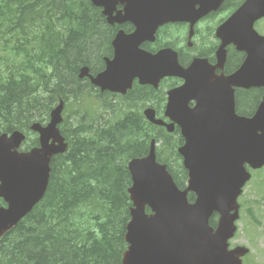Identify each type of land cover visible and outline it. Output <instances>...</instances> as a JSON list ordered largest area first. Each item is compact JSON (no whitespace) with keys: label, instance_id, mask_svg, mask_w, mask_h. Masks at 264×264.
<instances>
[{"label":"trees","instance_id":"16d2710c","mask_svg":"<svg viewBox=\"0 0 264 264\" xmlns=\"http://www.w3.org/2000/svg\"><path fill=\"white\" fill-rule=\"evenodd\" d=\"M89 13L85 0H0V133L46 123L62 100L59 127L69 145L52 159L44 199L0 239V264H118L130 205L127 162L143 157L153 138L176 155L169 136L137 108L149 96L115 109L116 96L98 95L78 79L82 65L94 71L99 64L111 31ZM93 99L110 119H89ZM36 145L34 139L26 148ZM160 154L159 162L169 165ZM176 167L168 170L183 186Z\"/></svg>","mask_w":264,"mask_h":264},{"label":"water","instance_id":"95a60500","mask_svg":"<svg viewBox=\"0 0 264 264\" xmlns=\"http://www.w3.org/2000/svg\"><path fill=\"white\" fill-rule=\"evenodd\" d=\"M255 4L247 3L237 14V21L228 32L234 35L227 41L253 56L235 75L221 81L224 86L216 91L219 95L216 98H209L208 91L201 88V84L211 77L207 64L197 63L182 70L167 53L152 56L134 50L133 45H126L121 40L116 44L115 58L107 63L106 70L96 78L90 77L92 84L101 91L121 94L131 89L134 79L154 88L164 77L179 76L185 80L182 87L168 93L165 115L180 126L187 140L179 153L189 171V184L183 192L177 189L166 166L156 163L154 141L146 158L129 163L132 186L128 193L133 208L125 236L130 244L125 264L137 262L138 258H134L140 250V237H151V248L162 244V247L154 248L160 260L173 255L168 238L174 234L172 230L176 229V221L184 223L186 247L189 246L192 252L198 251L199 239L209 233L207 220L212 211L221 214L223 236L229 238L233 235L237 214L230 213L237 210L236 198L249 179L243 164L248 163L253 168L264 164V135L257 134L260 130L264 132V113L261 115L258 111L254 120L238 118L234 114L232 92L227 89L231 85L249 87L262 84L259 77L264 72V39L257 38L251 31L254 14L261 10L254 8ZM261 4L264 5V0ZM161 9L157 10L162 13ZM244 13L251 14L249 26L240 22V15ZM146 17L148 23L153 21L147 12ZM86 76L88 68L81 69L79 77ZM192 99L197 105L189 109L187 103ZM61 111L62 103L51 112V121L46 128L39 124L31 127L40 135V147L30 152L17 151L24 139L21 133L0 137V198L8 204L7 209L0 208V236L13 228L42 199L50 176L51 157L67 148L56 128L62 121ZM144 114L151 123L172 131L173 124L156 120L153 110L148 109ZM226 126L229 129L225 134ZM189 191L197 195L194 205L187 203ZM145 206L151 207L154 215L147 217ZM149 245L141 250L150 251Z\"/></svg>","mask_w":264,"mask_h":264},{"label":"flooded vegetation","instance_id":"af4514ba","mask_svg":"<svg viewBox=\"0 0 264 264\" xmlns=\"http://www.w3.org/2000/svg\"><path fill=\"white\" fill-rule=\"evenodd\" d=\"M243 1L244 0H224L214 12H211L195 23L190 42L188 40L189 23H183L181 25L183 28V35L180 37H175L173 34L168 33V37L174 41L171 45L175 44L176 47H179L177 48L179 52H182L179 56L185 67H187L195 57L201 58L203 55H207V58H209L212 64L215 63V52L219 46L214 36L215 28L237 10ZM167 27V25L161 27L157 34V39L158 37L162 39V47L164 46V38L167 37ZM149 47L151 48V46ZM180 82L177 81L175 87L179 86L181 84Z\"/></svg>","mask_w":264,"mask_h":264},{"label":"rangeland","instance_id":"374dc122","mask_svg":"<svg viewBox=\"0 0 264 264\" xmlns=\"http://www.w3.org/2000/svg\"><path fill=\"white\" fill-rule=\"evenodd\" d=\"M262 24V23H261ZM114 102H118V100H114ZM73 111L69 108L67 114H71ZM259 187L254 189L253 184H251L248 188L245 189L241 201H248V199H256L260 196L264 195V189L262 192L258 191ZM240 201V200H239ZM258 206V205H257ZM260 211L262 212V227L258 230V234L256 238H252L253 234H256V230L249 231L247 228H251L248 224V221L245 219L244 222L239 223V231L237 234L238 243L242 245L248 246L252 250V259L254 262H258L262 264L264 262V203H261L259 206ZM246 230V232H245ZM248 231V233H247ZM249 232L251 234H249ZM252 235V236H251Z\"/></svg>","mask_w":264,"mask_h":264}]
</instances>
